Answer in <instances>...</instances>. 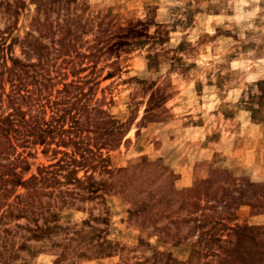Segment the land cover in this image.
Masks as SVG:
<instances>
[{
	"label": "rangeland",
	"instance_id": "obj_1",
	"mask_svg": "<svg viewBox=\"0 0 264 264\" xmlns=\"http://www.w3.org/2000/svg\"><path fill=\"white\" fill-rule=\"evenodd\" d=\"M0 34L90 75L99 154L93 192L0 195V264H264V0H0Z\"/></svg>",
	"mask_w": 264,
	"mask_h": 264
},
{
	"label": "trees",
	"instance_id": "obj_2",
	"mask_svg": "<svg viewBox=\"0 0 264 264\" xmlns=\"http://www.w3.org/2000/svg\"><path fill=\"white\" fill-rule=\"evenodd\" d=\"M68 65L74 66L72 59L57 62L44 55H39L35 61L16 58L10 52V44H6V37L0 34L2 199H21L23 195L17 189L24 188L29 193V190H35L36 184L44 188L58 187L60 194H74L72 190L62 189V185L68 183L88 181L83 186L86 193L98 189V182L90 176L84 180L77 177L80 169L93 168V162L99 157L85 140L89 127L82 118L85 110L88 111L84 117L87 119L89 111L98 107L91 104L92 91L84 87L90 75L78 76V70L70 69ZM31 145H41L42 151L50 152L55 160L37 166L36 173L25 176L30 164L19 149ZM45 193L52 196L54 192L48 189ZM50 203L44 205L43 210L50 209ZM57 226L47 225L45 233ZM133 264L145 262L139 260Z\"/></svg>",
	"mask_w": 264,
	"mask_h": 264
}]
</instances>
